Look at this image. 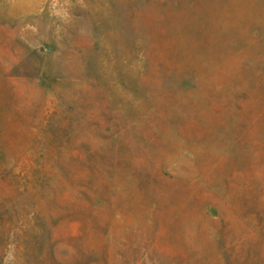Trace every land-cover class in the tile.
I'll return each instance as SVG.
<instances>
[{
    "label": "rangeland",
    "instance_id": "rangeland-1",
    "mask_svg": "<svg viewBox=\"0 0 264 264\" xmlns=\"http://www.w3.org/2000/svg\"><path fill=\"white\" fill-rule=\"evenodd\" d=\"M0 264H264V0H0Z\"/></svg>",
    "mask_w": 264,
    "mask_h": 264
}]
</instances>
